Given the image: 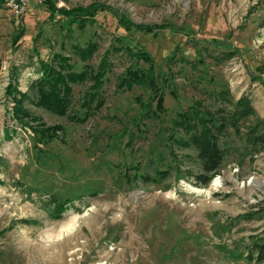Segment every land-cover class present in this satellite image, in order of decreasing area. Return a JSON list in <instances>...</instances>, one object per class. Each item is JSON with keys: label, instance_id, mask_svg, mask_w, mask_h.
I'll return each mask as SVG.
<instances>
[{"label": "rangeland", "instance_id": "rangeland-1", "mask_svg": "<svg viewBox=\"0 0 264 264\" xmlns=\"http://www.w3.org/2000/svg\"><path fill=\"white\" fill-rule=\"evenodd\" d=\"M31 2L20 15L0 7V264H264L246 257L264 237V145L248 136L264 118V0ZM97 4L94 22L63 39L58 10ZM88 40L96 49L80 62L69 44ZM139 49L155 86L122 81L147 68L130 57ZM54 54L87 70L62 115L34 104L37 61ZM99 68L101 103L74 121ZM219 91L246 96L253 113L231 126L223 104L220 167L197 186L200 160L174 143L172 122L194 102L214 109Z\"/></svg>", "mask_w": 264, "mask_h": 264}, {"label": "trees", "instance_id": "trees-1", "mask_svg": "<svg viewBox=\"0 0 264 264\" xmlns=\"http://www.w3.org/2000/svg\"><path fill=\"white\" fill-rule=\"evenodd\" d=\"M2 0H0L1 7ZM55 9L48 5L49 15H53ZM57 11V10H56ZM55 11V12H56ZM59 13L55 14L61 18V24L58 30L61 31V36L70 38L72 34V26L76 29H82L87 24H92L93 16L97 11H103V7L100 4L91 5L87 8H76L74 10H58ZM57 11V12H58ZM56 12V13H57ZM123 28L128 31L130 25H125L124 21H120ZM135 30L143 31L145 33H151L154 28L157 27H133ZM160 28V27H159ZM216 45V44H215ZM217 48L216 46H209ZM96 49V42L94 40H88L83 45L69 44V50L74 58L83 62L88 60L92 53ZM206 50V49H205ZM131 58H135L134 63L146 62L147 68H128L123 76V82L126 84H141L146 82L148 85L155 86L157 83L158 75L153 71V61L146 53L145 50L139 49L134 53L130 52ZM203 53V52H202ZM205 54V53H204ZM231 56L228 52L223 53V56ZM172 57V56H171ZM201 54H198V62L203 61ZM171 59V58H170ZM217 60V58H215ZM72 59L64 56L63 54H54L51 60L52 65H48L42 61H37V73L40 74V78L36 81V98L34 104L39 107L50 111L54 114H64L68 108L70 99V85L74 83H80L86 78L87 70L83 67L80 71H75L71 62ZM176 60V59H174ZM188 63V62H187ZM105 60L102 61L101 67L104 66ZM103 70L99 68L96 74L92 77L96 81L93 90H89L84 93L80 107L83 111L81 116L72 115L70 118L74 121H83L89 115H91L98 105L101 103L99 98L98 89L101 86V79ZM11 88L9 86V92ZM14 89H12V92ZM11 93V92H10ZM17 98H14L18 104L22 100L27 99L25 93L16 92ZM16 97V96H15ZM220 101V103H218ZM215 103L214 109L203 106L199 101L194 102L190 109L186 112H178L173 119L172 129H178L182 132V136L174 138V143L182 148L193 149L196 152L197 158L201 163V174L192 176L194 185L205 186L208 184L211 175L218 171L220 163L223 157L222 150L219 148L218 142L221 136V132L224 128V116L221 113L226 112V108L223 106L226 103L230 106V113L227 115L228 121L231 126H236L238 120L247 118L253 113L249 100L246 96H241L234 102L226 99V92L219 91L215 95L213 100ZM94 110V111H93ZM22 111V110H21ZM14 112L19 113L20 107L16 106ZM31 120L33 118H30ZM263 129L260 133L256 132L257 129ZM248 136L252 137V144L258 146L264 145V118L257 119L255 123L250 126ZM54 203V208L58 211L65 208V203ZM246 257L255 260L257 263L264 261V237L259 238L258 241L252 242L249 246Z\"/></svg>", "mask_w": 264, "mask_h": 264}, {"label": "built area", "instance_id": "built-area-1", "mask_svg": "<svg viewBox=\"0 0 264 264\" xmlns=\"http://www.w3.org/2000/svg\"><path fill=\"white\" fill-rule=\"evenodd\" d=\"M5 4L7 11L13 15H20L25 9L29 2L32 0H2ZM38 2L42 0H36Z\"/></svg>", "mask_w": 264, "mask_h": 264}, {"label": "crops", "instance_id": "crops-1", "mask_svg": "<svg viewBox=\"0 0 264 264\" xmlns=\"http://www.w3.org/2000/svg\"><path fill=\"white\" fill-rule=\"evenodd\" d=\"M32 7H33V3L30 2V3H29V8H32Z\"/></svg>", "mask_w": 264, "mask_h": 264}]
</instances>
